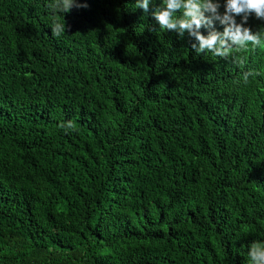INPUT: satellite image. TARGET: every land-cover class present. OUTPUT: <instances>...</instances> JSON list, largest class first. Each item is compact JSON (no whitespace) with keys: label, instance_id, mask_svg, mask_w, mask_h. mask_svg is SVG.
Wrapping results in <instances>:
<instances>
[{"label":"trees","instance_id":"1","mask_svg":"<svg viewBox=\"0 0 264 264\" xmlns=\"http://www.w3.org/2000/svg\"><path fill=\"white\" fill-rule=\"evenodd\" d=\"M56 3L0 0V264H251L264 42L194 56L135 0Z\"/></svg>","mask_w":264,"mask_h":264},{"label":"clouds","instance_id":"2","mask_svg":"<svg viewBox=\"0 0 264 264\" xmlns=\"http://www.w3.org/2000/svg\"><path fill=\"white\" fill-rule=\"evenodd\" d=\"M73 7L86 8L87 4L57 0L59 11L67 13ZM134 8L149 15L156 30L175 34L177 39L186 36L194 56L224 58L232 50L243 51L264 42V33L249 26L251 19L264 27V0H135ZM63 30V25H56L58 33ZM248 257L251 264H264V246H250Z\"/></svg>","mask_w":264,"mask_h":264}]
</instances>
